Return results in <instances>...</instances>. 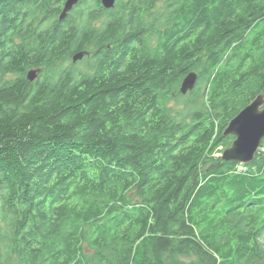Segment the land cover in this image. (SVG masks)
I'll return each mask as SVG.
<instances>
[{"label": "trees", "instance_id": "16d2710c", "mask_svg": "<svg viewBox=\"0 0 264 264\" xmlns=\"http://www.w3.org/2000/svg\"><path fill=\"white\" fill-rule=\"evenodd\" d=\"M65 1L0 0V264H264V0Z\"/></svg>", "mask_w": 264, "mask_h": 264}, {"label": "water", "instance_id": "95a60500", "mask_svg": "<svg viewBox=\"0 0 264 264\" xmlns=\"http://www.w3.org/2000/svg\"><path fill=\"white\" fill-rule=\"evenodd\" d=\"M81 0H66L60 14V20L67 17L70 11ZM117 0H101L102 5L111 9L115 7ZM87 51H78L73 56V61L81 60ZM42 68H32L27 72V79L34 81L39 77ZM198 80V73L190 71L183 79L180 91L187 94L193 90ZM224 135L234 137L232 144L228 146L222 157L237 163L248 164L252 162L264 141V94L257 95L248 105L243 107L239 113L233 117L224 130Z\"/></svg>", "mask_w": 264, "mask_h": 264}, {"label": "rangeland", "instance_id": "374dc122", "mask_svg": "<svg viewBox=\"0 0 264 264\" xmlns=\"http://www.w3.org/2000/svg\"><path fill=\"white\" fill-rule=\"evenodd\" d=\"M118 1V0H117ZM124 1V0H123ZM83 61V60H82ZM82 61L79 63H77V64H80L79 66H81V67H83L84 66V64L82 63ZM172 104H173V107H174V109L175 110H183L184 108H183V105L180 103V101H178V100H174V101H172Z\"/></svg>", "mask_w": 264, "mask_h": 264}]
</instances>
